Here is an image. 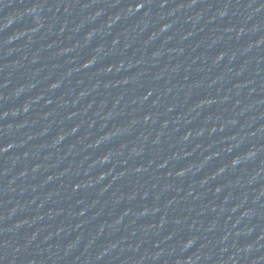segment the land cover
I'll use <instances>...</instances> for the list:
<instances>
[{"label": "water", "instance_id": "obj_1", "mask_svg": "<svg viewBox=\"0 0 264 264\" xmlns=\"http://www.w3.org/2000/svg\"><path fill=\"white\" fill-rule=\"evenodd\" d=\"M0 264H264V0H0Z\"/></svg>", "mask_w": 264, "mask_h": 264}]
</instances>
